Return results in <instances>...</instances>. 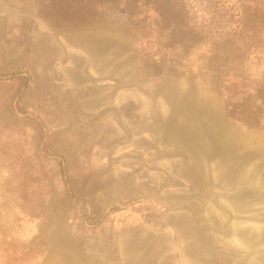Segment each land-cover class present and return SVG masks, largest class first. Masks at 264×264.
Returning a JSON list of instances; mask_svg holds the SVG:
<instances>
[{"label":"rangeland","instance_id":"1","mask_svg":"<svg viewBox=\"0 0 264 264\" xmlns=\"http://www.w3.org/2000/svg\"><path fill=\"white\" fill-rule=\"evenodd\" d=\"M168 1L0 0V264H264V115L227 114L211 55L229 5Z\"/></svg>","mask_w":264,"mask_h":264},{"label":"trees","instance_id":"2","mask_svg":"<svg viewBox=\"0 0 264 264\" xmlns=\"http://www.w3.org/2000/svg\"><path fill=\"white\" fill-rule=\"evenodd\" d=\"M158 1L169 5L168 0ZM220 3V9H223L225 4L229 5L226 9H229L231 13L229 16L226 14L219 16L218 13V21L227 18L225 22L228 28L225 32L227 35L225 39L217 36L220 46L218 43L212 45L214 47L211 49V55L212 60L214 59L213 65L216 67L215 77L227 101V114H231L233 118L247 116L249 121L259 125L264 115V78L253 84L241 74L238 67L242 69L243 63L249 60L248 57L256 55L254 54L256 50L264 51V0H235L234 2L233 0H220ZM168 9L171 11L173 8L168 6ZM195 30L196 28L190 27L185 35L196 32ZM211 34L214 36V33ZM252 59L255 57L253 56ZM218 62L221 64L220 67ZM220 68L221 70H218ZM224 86H228L235 92L228 96L229 92L226 87L222 89ZM236 96L241 97L239 109L242 110L239 112H236L237 109L232 110L234 107L230 104V99Z\"/></svg>","mask_w":264,"mask_h":264}]
</instances>
